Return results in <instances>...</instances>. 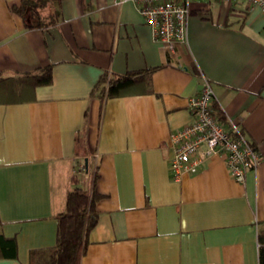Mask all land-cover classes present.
I'll use <instances>...</instances> for the list:
<instances>
[{
	"label": "crops",
	"instance_id": "1",
	"mask_svg": "<svg viewBox=\"0 0 264 264\" xmlns=\"http://www.w3.org/2000/svg\"><path fill=\"white\" fill-rule=\"evenodd\" d=\"M0 0V77L49 64L34 99L0 103V234L16 257L46 264L57 215L79 185L103 196L81 264H259L264 222V14L258 5L192 0L188 42L167 53L133 0H54L63 19L30 28ZM155 68L152 93L92 95L106 71ZM211 82L215 101L261 160L244 182L223 156L175 179L171 133L193 120L189 100ZM75 178V179H74ZM77 180V181H76ZM80 186V185H79ZM42 250V251H41ZM36 261V262H37ZM38 263V262H37Z\"/></svg>",
	"mask_w": 264,
	"mask_h": 264
},
{
	"label": "trees",
	"instance_id": "2",
	"mask_svg": "<svg viewBox=\"0 0 264 264\" xmlns=\"http://www.w3.org/2000/svg\"><path fill=\"white\" fill-rule=\"evenodd\" d=\"M53 1L20 0V4H13L11 8L22 17L27 27L45 29L57 25L63 19L62 14L57 9H52ZM154 70L155 68H147L125 73L104 72L92 91V95L100 99L101 115L105 102L110 97L132 93H152V73ZM52 81V64L18 76L0 77V103L30 101L34 99V91L37 86L48 85ZM212 107L218 118L233 131V124L227 119L219 104L212 101ZM240 130L243 132L242 128ZM96 178L97 175L91 190H85L83 187L75 185L68 192L66 208L57 215L56 243L54 246L43 250L48 253L46 264H81L89 243L88 234L98 223L97 202L103 196L96 189ZM258 241L259 264H264V222L259 225ZM39 251H31L29 264L39 263L36 260ZM17 254L16 238L0 234V257H16ZM39 264L44 263L40 262Z\"/></svg>",
	"mask_w": 264,
	"mask_h": 264
},
{
	"label": "built area",
	"instance_id": "3",
	"mask_svg": "<svg viewBox=\"0 0 264 264\" xmlns=\"http://www.w3.org/2000/svg\"><path fill=\"white\" fill-rule=\"evenodd\" d=\"M144 21L152 28L155 40L167 53H174L188 42L187 21L192 0H133ZM229 6L238 0H219ZM260 6L264 0H241ZM201 88L189 100L193 120L171 133L173 153L169 159L175 179L184 173H196L214 156H223L231 177L244 182L247 172L261 160L257 147L240 127H226L212 107L214 97L210 80L201 75Z\"/></svg>",
	"mask_w": 264,
	"mask_h": 264
},
{
	"label": "rangeland",
	"instance_id": "4",
	"mask_svg": "<svg viewBox=\"0 0 264 264\" xmlns=\"http://www.w3.org/2000/svg\"><path fill=\"white\" fill-rule=\"evenodd\" d=\"M78 175H79V181H80L79 182V185L81 187L86 188L87 187L86 182H87L89 173L87 171H85V170H80V172L78 173ZM37 264H39V263H37Z\"/></svg>",
	"mask_w": 264,
	"mask_h": 264
}]
</instances>
